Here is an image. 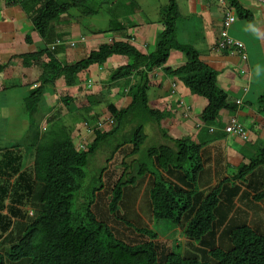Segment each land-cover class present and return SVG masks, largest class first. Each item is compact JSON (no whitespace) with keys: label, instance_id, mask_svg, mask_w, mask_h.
Returning <instances> with one entry per match:
<instances>
[{"label":"trees","instance_id":"obj_1","mask_svg":"<svg viewBox=\"0 0 264 264\" xmlns=\"http://www.w3.org/2000/svg\"><path fill=\"white\" fill-rule=\"evenodd\" d=\"M66 1L17 2L24 9V17L31 23L34 33L50 44L54 41L53 36L58 37L51 31L59 21L62 10L67 11ZM83 1L86 0L72 4V7L79 9V14L72 16L74 22H78L79 31L88 32V37L106 39L101 40L95 50H90L86 57L75 58L73 63L68 64L63 48L54 51L33 48L31 54L16 55L17 58L10 55L7 61L0 60V73L3 72L1 74L4 78L5 75L40 70L37 79L30 83L33 88L28 87L29 81L20 80L26 91V96L21 99V106L26 114L25 118L29 120L25 122L27 126L24 132L31 130L34 138L31 169L23 168L25 156L21 151H16L19 145L13 144L7 149H0V239L6 235L9 237L7 243L10 242V246L2 244L0 247L4 250V254H0V264H264V234H258L240 220L213 228L216 191H212L198 206L200 195L191 183L197 168L200 167L199 149L205 138H197V142L191 141L190 138L170 139L175 150L159 146L147 150L148 162L134 158L129 164L123 163L124 172L111 190L109 213L115 214L118 211L125 187L135 186L137 181L148 175L152 179L148 198L154 221L167 220L173 227H177L185 220L182 236L196 245L204 242V237L212 230L218 233L221 227L222 234L230 242L227 250L211 249L206 253L209 260H199L183 255L180 247L176 245L169 254L163 255L153 242L158 237L156 232L147 228L135 229L148 241L131 245L117 239L107 223L96 219L91 208L96 195L104 189L103 176L109 162L120 149L129 144L132 145L130 155L136 157L147 139L143 131L146 123L143 122L160 124L167 116L156 108L155 96L149 98L148 90L152 88V80L146 70L137 71L140 66L147 64V70H152L167 61L173 48L184 52L187 64L173 70L174 72L168 69L165 72L175 75L193 95L206 101L199 119L201 128L207 131L216 125L221 110L234 112L236 105L230 102L229 96L218 84L217 72L199 60L198 52L189 46L178 47L175 22L179 13L175 0H169L168 5L160 10L163 28L156 36L154 51L147 56L143 55V48L138 45L115 41L112 32L118 33L123 29L118 20H110L113 25L103 29L89 22L88 16L98 17L103 5L111 3L113 7L116 0H88V7L82 6ZM133 3L134 0L130 6ZM230 4L235 7L239 19L246 22L252 20L250 12L242 8L236 0H230ZM124 16L127 17V14ZM30 35L32 32L25 35L28 46L32 45ZM63 35L65 34L62 33ZM143 37L144 41H147L151 35ZM50 38L52 40H48ZM114 55L126 57V65L111 71L109 77L102 75L98 78L95 72L101 66L104 67L101 72H104L105 64ZM16 60L21 62L22 68L18 67ZM89 71L95 75L94 78L91 77L94 81L101 79V84L99 81L96 85H90ZM80 74L88 76L81 78ZM23 75L25 77L26 73ZM17 77L22 76L19 74ZM162 78L164 81V77ZM122 80L126 81L125 86L128 87L126 97L121 99L126 103V107L119 108L118 100L113 97L114 102L106 105L113 123L105 124V130L94 127L93 138L88 139V146H84L87 147L86 150L77 151L73 138L80 132L81 125L87 122L85 114L92 112L95 117L102 115L103 111L98 108L105 102V97L99 92L109 87H117L118 81ZM87 81L88 87L85 85ZM14 83L9 84L10 89L0 83V92H7V98L1 96L5 98L2 101L5 103L0 106L5 108L12 101ZM58 85L65 95H56L55 98L54 95L59 94L60 90L56 88ZM153 87L157 89L161 85L158 83ZM117 88L120 90V87ZM247 94L248 92L243 95L244 102L249 101L252 104L254 101L256 112L262 114L264 91L255 92V96ZM73 96L79 98L78 104L72 102ZM74 107L75 109L71 110ZM77 109L76 113L81 117L70 122L69 116H65L66 113ZM37 111L42 115L38 124L31 121V114L29 117V112L35 114ZM135 124L137 129L134 128ZM45 126L47 127L43 128ZM131 126L133 129L129 132ZM23 134L19 133L18 137ZM209 139L212 141L217 138ZM98 150L106 152L104 162L100 166L94 162ZM136 162H139V165L133 175L132 170ZM168 165L187 176H175L172 173L170 177L174 178L173 180L163 177L157 169L166 171ZM259 165L264 166V149L249 165L240 168L238 177L247 175ZM174 170L169 173L175 172ZM178 182L184 186V190L180 189ZM9 198L15 200L10 205L7 204ZM254 200H264V190L256 193ZM17 204L24 207L23 213L16 207ZM195 208L193 219L187 221L185 214ZM28 213H31V216H28ZM21 214L24 222L15 227L13 218L22 219ZM14 229L18 230V233L12 242L11 232Z\"/></svg>","mask_w":264,"mask_h":264},{"label":"crops","instance_id":"obj_2","mask_svg":"<svg viewBox=\"0 0 264 264\" xmlns=\"http://www.w3.org/2000/svg\"><path fill=\"white\" fill-rule=\"evenodd\" d=\"M167 3L168 0L155 3L154 10L156 9L157 12L162 6H166ZM176 3L179 9V18L176 26L178 47L189 46L197 51L199 60L217 72L218 84L227 93L230 102L235 103L237 100L241 102L240 105L234 104V106L236 105L234 112L228 109L221 110L214 128L222 127V122L226 120L224 118L235 114L239 122L248 130L249 138L247 141H243L235 136L226 135L217 129H214L216 130L214 132H210L204 128H196L195 124L199 121V115L203 111L206 101L201 97L198 98L197 95H192L188 87L178 78H172L163 70L156 69L151 73V84H153L151 99L155 96L156 108L159 112L167 114L163 124L172 132L169 138H178V131L183 132L184 135L182 136L190 138L193 142H197L199 138H205V142L202 140L203 145L199 150L202 169L191 183L198 190V195H200L198 206L212 191H216L217 204L213 212L215 223L218 222L217 224L219 225L232 223L235 215L239 214L243 218L242 222L250 224L249 226L252 229L264 234V200H254L255 194L264 190V166L256 167L242 178H237L236 176L239 168L244 165L247 166L264 145V112L258 114L256 112V103L254 101H252V104L249 101L244 102L245 97L243 96L247 92L248 96H255V92L264 91V0H237V3L242 8L252 14V20L249 22L240 21L230 31L234 38L236 37L237 40L243 43V51L247 56L246 62H243L237 52L228 54L227 52L215 50V42L219 36L223 16L221 9L215 4L214 0H186L183 3L181 0H176ZM137 7L138 13L145 12L147 3L144 0H139ZM6 8V12L1 14L2 19L3 21L11 20L12 22L6 24V28L1 29L8 32V34L3 37L4 41L1 40L0 44L3 47L2 49L6 45V48L12 47L13 49L9 48V50L15 52H9L7 55L0 54V60L3 59L2 62L7 61L10 55L16 57V55L30 54L32 52L31 49L29 50L30 47H26L24 52H20L17 48L22 43L26 45L25 35L33 31L30 22L18 8ZM13 22L15 23L13 24ZM137 22L141 21L137 20ZM17 23L21 25L25 33L15 28ZM33 35L35 36V34ZM5 38H9V43H4ZM138 41V46L141 47L142 39ZM11 42H15L16 45ZM80 44L82 43L78 42L77 45L80 46ZM153 46L152 43L148 46L149 53L153 50ZM15 47L17 49H14ZM37 48H39V45ZM145 52H147V49ZM120 59L127 60L125 57H120ZM111 60L113 59L111 58L107 61L108 67L113 66L114 62ZM185 64H187V58L184 52L173 48L164 68L176 69ZM234 68L248 71L247 74L249 76H241L240 73H237L236 77L244 78V81L240 83L228 78V83L225 86L223 83L224 75H229L230 73L228 77H234V72L230 70ZM138 70V72H142V69L138 68ZM31 73L34 74L35 71H31ZM158 77H164L165 80L163 81L162 78L159 82L161 87L155 89L153 86L158 84ZM173 82H175V88L172 91L171 85ZM57 87L60 86L58 85ZM10 102V108H13V104L17 101L12 100ZM120 102L121 99H118L119 108H125L126 103L121 102L125 105V107H122L119 104ZM185 108H188L187 116L183 114L186 111ZM14 109L17 110V107ZM73 109L75 107L71 108V110ZM239 115H241V118H239ZM40 116L42 115L40 114ZM182 122L186 124L182 125ZM158 126L159 124H156V127ZM76 134L79 135V133ZM144 134L146 138L150 137V131H144ZM212 137L217 139L210 141L211 139L209 138ZM73 139L77 142L78 136ZM79 139L88 141V138ZM160 141L164 145H172L167 138H162ZM157 170L163 175L161 170ZM192 218L193 211H188L186 220L191 221ZM219 230V234L224 236L221 227Z\"/></svg>","mask_w":264,"mask_h":264},{"label":"rangeland","instance_id":"obj_3","mask_svg":"<svg viewBox=\"0 0 264 264\" xmlns=\"http://www.w3.org/2000/svg\"><path fill=\"white\" fill-rule=\"evenodd\" d=\"M80 0H78L79 2ZM128 2H130L131 0H127ZM147 3V7L145 9V12H141V13H136L135 15H131L130 16V20H134V19H138L141 22H137V28H136V35H137V43H139V39L144 40L143 36L146 35H151L152 32H154L152 24L148 25L146 23H144V21H151L153 23L156 24V20L159 17V14L156 12V9L154 10L155 7V3H160V2H166L167 0H144ZM182 3L186 2V0H181ZM11 2V6L12 8L16 7V0H12ZM139 0H134V3L136 5V3H138ZM122 3V2H121ZM142 3V2H141ZM83 7H88V0L83 1L82 3ZM157 6V5H156ZM6 5L4 3H0V14H4L6 12L5 10ZM158 7V6H157ZM19 11L21 9H18ZM67 11H63L60 13V19L58 22L55 23V26H57V28L59 29V32H61L58 37L56 38V40H63V38H65L64 40H67L68 42L74 41L76 43L77 39H79L80 37H88V32H80L79 28H78V22H74V20L72 19V16L75 15V13L79 14V9L77 7H70L68 9H66ZM142 11V10H141ZM159 11V10H157ZM130 12H128L127 17L129 15ZM101 18V20L99 21L98 18ZM83 19H81L82 21ZM88 20L89 22L91 21L92 23H94L96 26L99 25L100 27L103 28H108L109 26H112L113 24L110 23V14H107L103 11L100 12L99 16H88ZM116 20V19H115ZM107 23V25H105V22ZM15 22H13L14 24ZM99 23V24H98ZM67 25V26H66ZM105 25V27H103ZM15 28L17 30H20L22 33L24 31V29L21 27V25H19L17 23V26H15ZM1 29H3V26L1 25L0 22V41L3 40V37H5L8 32L2 31ZM181 30V29H180ZM56 31V30H55ZM27 32V30H26ZM53 33V31H51ZM62 33L66 35V37H62ZM85 34V35H84ZM113 35H116L117 32H112ZM111 34V35H112ZM32 38V45H25L24 43H22L18 48V50H20V52H24L26 50V47H30V49L33 48H37L38 45L40 46L39 48H42L44 46V41L39 38L38 36H34V35H30ZM55 37V36H54ZM11 38V37H9ZM9 38L6 39L5 38V42L4 43H9ZM151 39V38H150ZM48 40H52V38L48 39ZM149 40V39H148ZM4 41V40H3ZM47 41V40H46ZM48 42V41H47ZM14 45L15 42H11ZM18 43V42H16ZM89 42H83L82 44L75 46L74 49L72 50H66L65 51V58L67 59L66 63L70 64L73 63V60L75 58L81 59L83 57H86V55L88 54V52L91 50L92 47H94L95 45H93V43H91L90 45L88 44ZM5 48L2 49L3 47H1L0 44V54H9V52H15L12 50H9L10 47L6 48V45H4ZM79 46V47H78ZM16 47L14 49H17ZM10 49H13L12 47ZM31 54V52H30ZM57 57H60V55H57ZM113 61V66H111L110 68L108 67V64H105L106 66V70L104 72H101L100 74L103 75L104 77H106L108 75L111 74V71L115 70V67L117 68L118 66L122 65V64H126V60L125 59H120V58H116L111 60ZM12 62V61H11ZM21 62L16 60V64L18 65L19 68H22V64H20ZM116 63V64H115ZM115 64V65H114ZM232 72H234V77H228L230 75H224L225 79L223 80L224 85L226 86L228 83V78H230V80H235L241 83V81H244V78H237L236 75L239 72L238 68H234L233 70L230 69ZM32 71H35L34 74L31 73V70L25 71V72H20V73H16L14 75H5V78L3 77V75L0 73V76L2 77V81H0V83L3 84L4 87L9 86V84H11L12 82H15L13 85V91L14 93L13 95V99L14 101H17L16 103L13 104V108H10V105L8 104L5 108L4 106H0V149H7L9 146H12L13 144H17L19 145L16 151H21L20 153H22L25 156V159L23 161V168H30L32 166V160H33V146L32 144L34 142H32L33 138V133L31 132V130H29L28 132H24L25 128H26V124L25 122L29 121L28 119H26V114L23 112L22 110V106H21V99L26 96V91L25 89L21 86L23 79L24 82L29 81L27 83L29 88H33V86L30 84L33 82V80H36L38 77V74L40 72V70L38 69H33ZM15 72V69L13 71H11V73L13 74ZM19 72V71H18ZM174 72V71H173ZM24 73H26V76L24 77ZM20 74V76L22 77H17ZM89 78H90V85L93 86L94 84H98V82L100 81L101 84V79H98V81H94L91 77H95L94 74L90 73V71L88 72ZM87 74H85V76L82 74H80L81 78H85L86 76H88ZM92 75V76H90ZM175 76V75H174ZM16 78V79H15ZM158 81L157 83H159L161 81V77L157 78ZM15 80V81H14ZM21 80V81H20ZM92 81V82H91ZM21 82V83H20ZM95 82V83H94ZM126 81L122 80V81H118V85L120 87V90L117 88L118 85L116 84L117 87H109L108 89H104L102 92H99V94L102 95V97H105L104 103H101V106L98 108L100 111L104 109V106L107 105V103L113 101V97L114 99L116 98L118 99H123L124 97H126V93H127V86H125ZM88 87V81L85 84ZM11 86V85H10ZM9 86L10 89L11 87ZM60 89V90H58ZM88 89V88H87ZM57 90L59 91V94H55V98L56 95H65V93H63L64 91L61 90V87H57ZM50 91V90H49ZM49 93V92H48ZM88 93V90H87ZM53 94V93H51ZM148 95L149 98L151 99L152 93H151V89L148 90ZM4 96L7 98V92H0V105H4L2 102L4 101ZM122 97V98H121ZM10 100V99H9ZM79 98L73 96V103L74 104H78ZM95 101H93L94 103ZM121 102H124L123 100H121ZM119 103L122 107H125L124 104ZM11 103V102H10ZM17 107V110H15L14 108ZM80 105H79V109H80ZM12 110V111H11ZM7 111V112H6ZM77 110H74L71 113H66V117L69 116V121L72 122L73 120L80 118L81 116L78 115V113H76ZM87 113V112H86ZM242 113V112H241ZM31 114V121L32 122H36L37 124L40 122L41 117L40 116V112L37 111V113L33 114L31 112H29V117ZM104 115V114H103ZM11 116V117H10ZM105 116V115H104ZM85 120L87 121L85 124L83 123V125H81V132H79L78 136V141H75V145H76V149L81 150V145H83L85 143V145L88 143V141L85 142V140H80L79 138H91L92 134L88 133V124H89V128L92 130L94 129V127H96L97 125H101L102 124V116L100 117H95L93 115L92 112H89L87 114H85L84 116ZM239 118H241V115H239ZM227 119V116L224 118ZM163 120L160 122L159 126L156 127V124H154L152 121H146L143 122L146 123L143 126V131H150V137L146 139L144 145H141L139 151L135 156L130 155V151L132 148V145L129 144V146H125L122 149L119 150L118 153H116L113 157V159L109 162L108 166H107V170L104 173L103 176V182H104V189L102 191H100L97 195H96V199L94 204L92 205V212L95 215L96 219L100 222H105L107 223V225L111 228L114 236L121 240L124 241L128 244L134 245V244H138V243H142L145 241H148V239L143 236L140 235L139 233H137L135 231V229H141V228H147V229H152V231L156 232L158 234L159 237H157L156 239H154V243L156 244V246H158V250L161 254L163 255H167L169 254L172 249L173 246H179L181 253L187 257H195L199 260H209L208 256L206 255L207 252H209L211 249L214 248H221L223 250H227L230 247V242L228 240L225 239V236L220 235L219 231L218 234L215 232V230H212L209 234H207V236L204 237V242L196 245L194 244L192 241L186 240L183 236H182V230H183V226L185 223V220H182V225H179L177 227H173L171 225V223H169L167 220H161V221H154L152 218V209L150 207V201L148 198V190L151 188V178L146 175L145 177L141 178L139 181L136 182L135 186H129V187H125L124 190V195L122 197V201L121 203L118 205V211L115 214H110L109 213V204L111 201V190L114 186V184L117 182V180L120 178V176L122 175V173L124 172L125 167L123 166V163L129 164V162L131 160H134V158H136V160L142 161V162H148L149 158H147L146 156V152L147 150L151 149V148H157L159 146H163L164 144L161 143V139L162 138H169V135L172 134L171 130H169L164 124H163ZM35 124V123H34ZM186 123L182 122V125H185ZM44 125H46L44 123ZM48 126V125H47ZM47 126L43 127L46 128ZM78 127H80V124L78 125ZM86 127V129H85ZM18 130H16V129ZM134 128L137 129V124L134 125ZM132 126L129 130V132L132 130ZM15 130V131H14ZM155 130V131H154ZM152 131V132H151ZM23 132L24 134L19 136V133ZM159 134V135H156ZM156 135V136H155ZM165 135V137H164ZM184 135L183 132L178 131V138H186L182 136ZM74 141V139H73ZM88 146V145H86ZM168 147V146H165ZM87 148V147H86ZM170 149L175 150L174 144H172V146L170 147ZM86 150V149H85ZM106 155V152H104L103 150H98L96 156H95V164L97 166H100L101 164H103L104 162V157ZM139 162L134 163L133 166V170L132 173L133 175L135 174L136 168L138 167ZM169 171V168H168ZM132 175V174H131ZM169 180H171V177L166 176ZM180 189H183V187L180 185ZM184 190V189H183ZM12 201H15L14 199L12 200L11 198H9L7 200V204H11ZM24 202V201H23ZM17 208H20V212L23 213L22 210H24V207L21 205L16 206ZM28 210L31 211V208L28 207ZM31 213H28V216ZM22 219L20 218H13L14 221V226L15 227H19L21 225V223L24 222L23 219V214H21ZM127 224H130L132 227H129ZM250 224H248L249 226ZM18 230L14 229L13 232H11L13 238H11L12 242L16 239ZM258 234H262L257 232ZM9 240V237H7L6 235L0 239V246L2 245V242L4 245H9V243H7ZM3 249H0V254H4L3 253Z\"/></svg>","mask_w":264,"mask_h":264},{"label":"clouds","instance_id":"obj_4","mask_svg":"<svg viewBox=\"0 0 264 264\" xmlns=\"http://www.w3.org/2000/svg\"><path fill=\"white\" fill-rule=\"evenodd\" d=\"M10 1H12V0H0V3H4L5 5H6V7H12L11 6V2ZM18 0H16V9L18 8V9H21V11L24 13V9L21 7V5L17 2ZM66 1V0H65ZM233 1V0H232ZM237 1V0H236ZM58 2H59V0H58ZM67 2V4H66V6L68 7V8H70V7H72L73 5V3H75V2H78V0H67L66 1ZM122 2V3H121ZM175 2H176V0H175ZM214 2H215V4L219 7V9H221V11H222V16H223V18H222V22H221V25H220V30H219V36H218V38H217V40H216V42H215V50L216 51H221V52H223V51H226L228 54H232V52H237V53H239V55H240V57H241V59L243 60V62H246L247 61V56H246V54H244V47H243V43L241 42V41H239V40H237L236 39V37L234 38L233 37V35H231L230 33V31H231V29H232V27L235 25L236 26V24L238 23V22H240V21H246V20H243V19H239L238 17H237V13H236V9H235V7H233L231 4H230V0H214ZM168 3H169V0H168ZM168 3H167V5H168ZM114 5H113V7H111L112 5H111V3H107V4H105V5H103L102 7H101V9H102V11L103 12H105V13H107V14H110V20H112V19H116V20H118V24H119V26H122L123 27V29L121 30V31H119L116 35H114L115 36V41L116 42H121V43H132V44H134V45H138L139 43H137V42H135V41H137V35H136V26H137V20L138 19H134V20H130V16L131 15H135V12L136 13H138V7H137V3H136V5H135V3H133V5H131L130 6V4H132V0L130 1V2H128L127 0H116L115 1V3H113ZM166 5V6H167ZM176 5H177V3H176ZM141 6V5H140ZM166 6H162L161 8H160V10H162L163 8H165ZM5 7V10H7V8ZM160 10L159 11H157V13L159 14V12H160ZM177 10H178V13H179V9H178V7H177ZM128 12H130L129 13V15H128V17H126V16H124V14H128ZM251 16H252V14H251ZM159 17H160V15H159ZM13 18H14V15H13ZM101 18L102 17H100L99 18V21L101 20ZM178 18H179V15H178ZM178 18L176 19V22H175V24H176V26H177V21H178ZM28 20V19H27ZM0 22H1V25L3 26V29L4 28H6V24H8V23H11L12 21L11 20H9V21H3V19H2V16H1V14H0ZM105 22V25H107V23H106V21H104ZM144 23H146V24H148V23H150V24H152V27H153V30H154V32H152V34H151V39H149V40H147V41H144V40H142V43H141V47L143 48V55H145V56H147V55H149L151 52H153L154 51V49H155V42H156V36H157V34L159 33V31H161V29L163 28L162 27V24H163V22L161 21V18H158L157 20H156V24L155 23H153V22H151V21H144ZM31 24V23H30ZM150 24H148V25H150ZM105 25L103 26V27H105ZM32 26V25H31ZM67 26V25H66ZM33 29V28H32ZM56 30V31H55ZM28 32V31H27ZM30 32H32V35L33 34H35L34 33V31H30ZM53 33L56 35H59L61 32H59V29L57 28V26H55L54 27V29H53ZM35 36H37L36 34H35ZM66 37V35H63L62 37ZM39 37V36H38ZM54 37V36H53ZM52 37V38H53ZM40 38V37H39ZM56 38L57 37H54L53 38V42L52 43H50V44H47L48 42L47 41H45V40H43L44 41V46L42 47V48H36L37 50L38 49H44V48H46V49H49L50 51H54L55 49H57V48H63L65 51L66 50H72V49H74L75 48V46L78 44V42L79 43H83V42H86V41H88L89 43V45L91 44V43H93V45H95L94 47H92L91 48V50L92 49H94L95 50V48H96V46L98 45V44H100V41L101 40H106V39H102V38H100V37H87V36H85V37H80L79 39H77V41H76V43L74 42V41H71V44H70V42H68L67 40H64L65 38H63V40H56ZM145 42H147L149 45H150V43H152L154 46V48H153V50L149 53V51H148V46L149 45H147ZM26 45H28L27 43H26ZM40 47V46H39ZM147 49V52H145V50ZM172 50H170V52H171ZM32 53V52H31ZM170 55V54H169ZM120 57H124V56H118V55H114V57H112V59H116V58H120ZM126 58V57H125ZM127 59V58H126ZM168 60V59H167ZM126 62H127V60H126ZM167 62V61H166ZM166 62L163 64V65H161V66H156L154 69H152V70H147V64H143L142 66H140L139 68L140 69H144V70H146L147 71V75H148V77H149V79H152V77H151V73L154 71V70H163V71H165L166 69H168V70H171L172 72H173V70H175V69H169V68H164V65L166 64ZM123 65H126V64H122V65H120V66H123ZM120 66H118V67H120ZM182 67V66H181ZM101 68L103 69L104 67H99V70H95L96 72V75H97V77L98 78H100L102 75L100 74L101 73ZM110 68V67H109ZM115 69H116V67H115ZM176 69H178V68H176ZM137 71H139V70H137ZM239 72H240V75L241 76H249V74H247L248 73V71H246V70H239ZM165 73H167V72H165ZM168 74V73H167ZM169 75V74H168ZM169 76H172V78L173 77H175V76H173V75H169ZM164 77H165V74H164ZM177 78V77H176ZM179 79V78H178ZM180 80V79H179ZM182 82V81H181ZM183 83V82H182ZM184 84V83H183ZM128 88V87H127ZM173 88H175V82H173V84L171 85V89H172V91H173ZM248 91V90H247ZM246 91V92H247ZM191 92V91H190ZM192 94V93H191ZM193 95V94H192ZM113 102H114V99H113ZM235 104L236 105H240L241 104V102L240 101H236L235 102ZM186 109V111H184V116H187V114H188V108H185ZM103 111V114L105 115H100V116H102V124L101 125H97L95 128H100V129H103V130H105V124H111V123H113V118H112V115H109V113H108V111H107V109H106V106H104V109L102 110ZM95 116V115H94ZM100 116H97V117H100ZM96 117V118H97ZM235 120L236 122H237V124H239V126H240V128H241V130H242V135H239V134H236V133H234V132H227L226 131V127H227V125L229 124V122H230V120ZM86 122H84V124H85ZM222 124H223V126L222 127H220V128H214V126H212V127H210L209 128V131L210 132H213L214 131V129H217V130H219L220 132L222 131L223 133H225L226 135H231V136H235V137H237V138H239V139H241V140H243V141H247L248 140V138H249V136H248V130L245 128V126L241 123V122H239V120L236 118V115L235 114H233V115H230V116H228V118L226 119V120H224L223 122H222ZM195 126H196V128H201L202 127V124H201V122H200V119H199V121L195 124ZM108 127H110V126H108ZM85 129H86V127H85ZM216 131V130H215ZM88 133H93V130H91L90 128H89V124H88ZM146 136V135H145ZM91 138H93V134H92V136H91ZM88 139H90V138H88ZM164 139H166V138H164ZM168 140H169V142H171L170 141V139H172V138H167ZM176 139V138H175ZM86 142V141H85ZM172 143V142H171ZM87 145V144H86ZM85 145V143L83 144V145H81V150H84L86 147H84V146H86ZM129 146V145H128ZM163 146H168V147H171V146H169V145H163ZM202 147V146H201ZM200 147V148H201ZM264 149V145H263V147L261 148V149H259V151H258V153L255 155V157H257L258 156V154L259 153H261V151ZM200 150V149H199ZM254 157V158H255ZM253 158V159H254ZM200 159H201V157H200ZM252 160H250V162H251ZM250 164V163H249ZM248 164V165H249ZM171 165V164H170ZM170 165H168V167H167V170L166 171H162L163 172V177H165V178H167L166 176H169L170 177V175L172 174V175H181L182 177H186L187 175H184L183 174V172H181L180 170H174L173 169V167H171ZM244 166H246V165H244ZM260 166V165H259ZM261 166H263V165H261ZM258 167V166H257ZM168 168H169V171L170 170H174L175 172H171V173H169V171H168ZM197 168V167H196ZM241 168V167H240ZM240 168H239V170H240ZM256 168V167H255ZM254 168V169H255ZM201 169H202V162L200 163V167L199 168H197V171H196V176L198 175V173L201 171ZM239 170H238V172H239ZM250 173V172H249ZM195 174H193V175H195ZM237 178H240V177H238V173H237ZM244 177V176H243ZM242 178V177H241ZM168 179V178H167ZM172 180L174 179V178H171ZM180 185L182 186V187H184L180 182H178V186L180 187ZM206 198V197H205ZM191 211H193V217H194V214L196 213V208L195 209H191L190 210V212ZM186 216H187V213L185 214V216H184V218L186 219ZM183 218V219H184ZM193 219V218H192ZM235 220H240L241 222H242V220H243V218H242V216L241 215H239V214H236L235 215V217H234V221ZM218 222H214V220H213V228H215V227H217V226H220V225H218L217 224ZM244 224H246V222H243ZM223 224H227V223H223ZM223 224H221V225H223ZM247 226H248V224H246ZM129 227H132V228H134L133 226H131L130 224H129ZM212 228V229H213ZM252 228V227H251ZM142 229V228H141ZM150 230H152V229H150ZM138 233V232H137ZM210 233V232H209ZM208 233V234H209ZM140 234V233H139ZM182 234H183V232H182ZM141 235V234H140ZM207 236V235H206ZM159 237V236H158ZM3 238V237H2ZM2 244H3V242H2ZM1 247V246H0Z\"/></svg>","mask_w":264,"mask_h":264},{"label":"built area","instance_id":"obj_5","mask_svg":"<svg viewBox=\"0 0 264 264\" xmlns=\"http://www.w3.org/2000/svg\"><path fill=\"white\" fill-rule=\"evenodd\" d=\"M226 131L227 132H234L236 134L242 135V130L239 126V124H237V122L235 120H230L229 124L226 127Z\"/></svg>","mask_w":264,"mask_h":264}]
</instances>
